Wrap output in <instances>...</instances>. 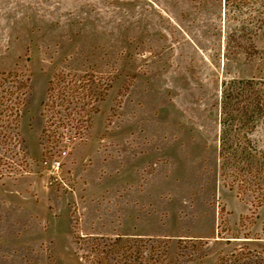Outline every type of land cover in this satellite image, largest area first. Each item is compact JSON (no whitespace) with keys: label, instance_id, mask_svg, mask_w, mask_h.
Wrapping results in <instances>:
<instances>
[{"label":"rangeland","instance_id":"obj_1","mask_svg":"<svg viewBox=\"0 0 264 264\" xmlns=\"http://www.w3.org/2000/svg\"><path fill=\"white\" fill-rule=\"evenodd\" d=\"M87 236L264 264V0H0V264Z\"/></svg>","mask_w":264,"mask_h":264},{"label":"trees","instance_id":"obj_2","mask_svg":"<svg viewBox=\"0 0 264 264\" xmlns=\"http://www.w3.org/2000/svg\"><path fill=\"white\" fill-rule=\"evenodd\" d=\"M168 243L169 239L121 236L79 237L76 242L86 264H168Z\"/></svg>","mask_w":264,"mask_h":264},{"label":"built area","instance_id":"obj_3","mask_svg":"<svg viewBox=\"0 0 264 264\" xmlns=\"http://www.w3.org/2000/svg\"><path fill=\"white\" fill-rule=\"evenodd\" d=\"M68 151L62 150L58 153L57 156L53 157L52 159L46 160L45 164L50 166L51 174L53 179H60L61 171H62V159L67 156Z\"/></svg>","mask_w":264,"mask_h":264}]
</instances>
